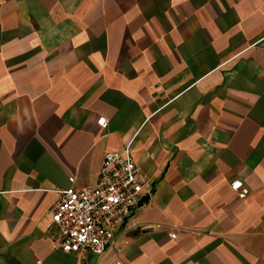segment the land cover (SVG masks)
Masks as SVG:
<instances>
[{"label":"crops","instance_id":"crops-1","mask_svg":"<svg viewBox=\"0 0 264 264\" xmlns=\"http://www.w3.org/2000/svg\"><path fill=\"white\" fill-rule=\"evenodd\" d=\"M126 144L144 204L64 252L58 190ZM0 264H264V0H0Z\"/></svg>","mask_w":264,"mask_h":264},{"label":"built area","instance_id":"built-area-1","mask_svg":"<svg viewBox=\"0 0 264 264\" xmlns=\"http://www.w3.org/2000/svg\"><path fill=\"white\" fill-rule=\"evenodd\" d=\"M97 123L105 127V117H99ZM69 181L66 188L58 190L59 198L49 208L48 227L64 252L101 254L113 244L115 231L132 210L144 204L141 190L145 178L132 158L130 144L120 151L105 152L95 184L78 187L73 178ZM230 187L239 198L248 193L240 179L233 180Z\"/></svg>","mask_w":264,"mask_h":264}]
</instances>
